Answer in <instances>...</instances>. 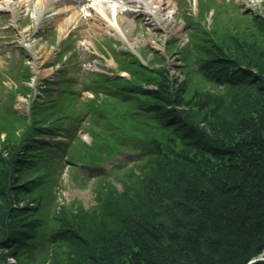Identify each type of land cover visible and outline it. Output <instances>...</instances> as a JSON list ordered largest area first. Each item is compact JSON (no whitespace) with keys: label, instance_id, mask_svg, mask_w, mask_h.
Listing matches in <instances>:
<instances>
[{"label":"trees","instance_id":"1","mask_svg":"<svg viewBox=\"0 0 264 264\" xmlns=\"http://www.w3.org/2000/svg\"><path fill=\"white\" fill-rule=\"evenodd\" d=\"M214 1L216 11L239 8ZM199 3L197 21L186 15L192 32L186 30L181 65L188 81L248 91L238 123L196 125L189 109L169 106L181 93L166 65L144 64L128 50L115 59L129 77L92 74L84 82L92 98L79 97L59 75L44 82L27 119L11 108L13 89L6 91V100L0 95V264L8 263L5 256L18 264H246L263 251L264 43L258 44L264 13L242 12L240 36L229 14L222 30L205 26L206 3ZM250 35L259 50L247 47ZM151 159L193 161L197 174H156L152 182L141 172L128 176ZM63 164L68 172L80 167L94 175L96 204L82 215L87 219L64 215L69 206L57 190Z\"/></svg>","mask_w":264,"mask_h":264},{"label":"rangeland","instance_id":"2","mask_svg":"<svg viewBox=\"0 0 264 264\" xmlns=\"http://www.w3.org/2000/svg\"><path fill=\"white\" fill-rule=\"evenodd\" d=\"M21 1L10 0L16 5L15 9L17 10L14 9L16 11V22L11 29L6 28L7 25L12 24L11 13L4 12L2 13L4 16L0 18V95H3L1 97L6 100L8 97L4 93L13 89L15 93L14 96L10 97V103L11 108L18 114L23 115L26 113L25 111H28V103L40 97L39 91L43 88L44 82L51 81L55 76L53 74H56L59 69L61 71V66L64 64L63 68L69 76L73 77L71 81H74V85L79 84L77 81L81 75L85 76L86 71L83 70V63L86 66L90 64L94 69H99L98 71H102L103 69L101 68L107 70L115 69L116 63L111 55V49L105 43L106 37H111L115 40L116 43L113 46L116 45L117 49L125 48L137 55H142L141 57H143L142 59L145 63L150 61L157 67L166 65L171 77L178 80L173 83L174 88L180 87L178 90L181 93L180 101H175L171 103L172 105H168L176 106V108H181L186 112L189 109V117L196 125L206 126L207 123L208 126H210L209 123L235 124L238 121V115L248 106L244 100L248 96L247 90L243 88L225 89L221 86L216 88L208 87L193 78L188 81V77L183 71L179 57L180 48L187 39L186 30L191 31L185 25L184 14L190 17L191 20L197 21V14L200 15L199 0H165L164 10L167 11L169 22L167 25L158 28L155 27V24L151 22L148 16L138 11L126 0H102L99 5L102 9L100 11L101 14L104 15L103 11L107 9L108 11L109 9L115 10L125 20L123 25L124 33L115 32V30L105 32L96 27V25L94 26L92 24V3L88 0L75 2L74 10L76 15H71V11L63 10L60 11L58 19H56L57 17L55 19L49 18L44 20L43 24L39 26L33 25L35 1H27V5L25 3L24 8L21 6L23 3ZM234 1L238 3L239 8L225 12L220 9L215 10L216 2L214 0H204L206 8L204 7L205 12L203 11L202 13L203 24H206L205 26H214L215 24V28L222 30V26L227 23L225 19L229 14L234 19L235 32L241 36L239 28L246 24L244 20L242 21V12L246 14L264 13V0ZM17 7L20 8L18 9ZM128 7L135 8L136 11H123V9ZM114 17L116 18V16ZM58 21L61 22V25L58 24ZM60 38L62 39L59 40ZM23 40H26L24 41L26 45H23ZM83 40L85 41L84 43ZM245 41L249 44L247 47L252 51L260 49L259 47L256 48L257 44H254L255 38L252 35ZM263 43L264 41L258 45ZM58 44H61V46H58ZM61 61L63 62L61 63ZM262 62H264L263 58ZM25 68L28 70H25ZM253 70H257V67H253ZM179 82L182 85L181 83L178 85ZM19 89L27 90L20 91ZM191 89L194 90V94H190L189 91ZM79 91L78 95L81 97L90 95L88 91ZM78 92L75 91V93ZM259 94L263 96V92ZM187 96L190 98H186ZM26 118L28 119L29 116H26ZM203 118H205L204 121ZM81 135L87 136L86 133ZM3 136L4 133L0 131V139ZM119 158L123 160L125 154L120 155ZM145 163L146 165H141L145 167L139 168L135 166L131 168L133 170L128 176L133 175L136 178L141 172L146 176V179H150L152 182L157 177L156 174H168L171 177L177 175V173L183 175L197 174L198 163L193 161L175 160L168 163L165 161L158 163L151 159ZM106 165L109 167L110 162ZM142 168L145 170L141 171ZM107 170L109 175L106 179L111 180V170ZM217 172V174L222 175L220 171ZM198 177L201 180L200 185H203L205 177L200 175ZM58 178H60V184L57 186L59 192L58 201L65 203L70 208L65 210V216L69 218L71 212L82 216L87 211V208L96 204L91 184L94 178L92 173L80 167L68 172L66 165L63 164L58 173ZM140 179L142 180L141 177ZM206 179L208 180V178ZM139 180L137 179L136 183ZM118 184L117 187L119 186ZM141 184L144 189L147 181L143 180ZM209 184H211L213 190L219 187L213 182H209ZM118 189L120 191L121 187L119 186ZM139 193H144V190L140 189ZM84 218L86 217L82 216L81 219ZM98 226V223H96V226H88L86 229L87 231H95ZM119 247L120 244H118V249ZM5 257L8 263L18 264L14 262L12 257ZM24 263L34 264L33 262L29 263V261Z\"/></svg>","mask_w":264,"mask_h":264},{"label":"bare ground","instance_id":"3","mask_svg":"<svg viewBox=\"0 0 264 264\" xmlns=\"http://www.w3.org/2000/svg\"><path fill=\"white\" fill-rule=\"evenodd\" d=\"M42 2V0H39ZM54 0H45V2L53 3ZM71 0H67V9L71 10V15H76L74 8L70 4ZM101 0H93L91 10H92V24L100 30L108 32L109 30H115V32L124 33L123 25L125 23L124 18H122L115 10L108 9L103 11L104 15L101 14L100 8ZM127 3L134 6L138 11L142 12L144 15L148 16L151 22L155 24V27H163L169 22L167 11L164 10L165 0H126ZM3 4H0V8H4L2 5L7 3L2 1ZM102 7V5H101ZM100 8V9H99ZM116 16V18L114 17ZM62 20V19H60ZM58 24L61 25V22L58 21Z\"/></svg>","mask_w":264,"mask_h":264},{"label":"water","instance_id":"4","mask_svg":"<svg viewBox=\"0 0 264 264\" xmlns=\"http://www.w3.org/2000/svg\"><path fill=\"white\" fill-rule=\"evenodd\" d=\"M258 260H264V250L262 251V253H260L259 255L254 257L253 259L249 260V262L247 264H252Z\"/></svg>","mask_w":264,"mask_h":264}]
</instances>
